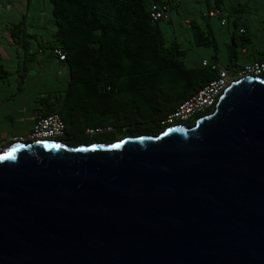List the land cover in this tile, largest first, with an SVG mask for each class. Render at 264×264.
I'll return each instance as SVG.
<instances>
[{
    "label": "water",
    "instance_id": "1",
    "mask_svg": "<svg viewBox=\"0 0 264 264\" xmlns=\"http://www.w3.org/2000/svg\"><path fill=\"white\" fill-rule=\"evenodd\" d=\"M0 264H264V76L156 134L0 148Z\"/></svg>",
    "mask_w": 264,
    "mask_h": 264
},
{
    "label": "trees",
    "instance_id": "2",
    "mask_svg": "<svg viewBox=\"0 0 264 264\" xmlns=\"http://www.w3.org/2000/svg\"><path fill=\"white\" fill-rule=\"evenodd\" d=\"M203 1L204 11L191 18L178 12L180 0H48L55 27L50 37L29 31L35 24L26 22L27 12L6 28L18 46L15 54L20 62L15 91L3 100L22 91L31 69L29 63H39L37 54L47 50L43 56L54 57L64 67L65 84L62 91L40 95L31 128L38 117L56 113L65 125L64 135L58 139L70 144L156 134L170 124L167 116L216 78L218 67L223 66L218 60L216 36L209 23H200L199 18L208 22L213 8L218 16L221 9L227 8L226 17L219 16L222 24L230 21L233 27L225 44L226 65L236 72L245 64L237 62L236 48L240 46L244 51L243 44L249 38L245 27L237 23L235 5L226 6L223 0ZM153 5L164 7L166 17L153 19ZM171 11L181 20L169 14ZM237 29L239 35L235 33ZM192 47H212L214 53L210 59H193ZM56 49L62 51L63 58ZM260 51L247 62L264 60V50ZM203 60L207 63L203 64ZM6 61L0 56V86L11 83L12 72ZM210 109L174 122L191 124L196 116ZM87 128L102 131L88 134Z\"/></svg>",
    "mask_w": 264,
    "mask_h": 264
},
{
    "label": "rangeland",
    "instance_id": "3",
    "mask_svg": "<svg viewBox=\"0 0 264 264\" xmlns=\"http://www.w3.org/2000/svg\"><path fill=\"white\" fill-rule=\"evenodd\" d=\"M7 1L8 0H0V21L10 19L13 15V12H9L11 7L8 6ZM210 1L212 2V0ZM223 2L226 6H229L230 4L235 5L237 8L236 13L239 15L237 23L245 27V35L249 38V42L243 44L244 51L240 46L236 48L237 62L243 65L250 59L260 55V50H264V0H223ZM177 8L182 17L186 16L192 18L195 14L204 11L205 3L203 0H180V5ZM30 9L28 10L29 15H27L29 17L26 19V22L33 24L30 20L33 14V9ZM225 9L227 8L221 9L220 17H226ZM37 10L41 12H39L41 24L29 27L28 29L29 31L30 28L32 31H38L44 37L48 38L55 30L51 21L50 3L48 0H38ZM212 10L214 13H210L208 22L203 18H199V22L209 23L211 26L218 42V60L224 67H227V69L231 71V67L226 65L225 56L227 55V52L225 44L230 40L229 36L233 30L232 22L229 21L222 24V18H219L216 9L213 8ZM169 14L173 15L176 20H181V18H178V16L174 14V11L169 12ZM235 33L236 35L240 34L238 29ZM0 40L4 41L5 38H1ZM12 46L13 56L10 60L6 61L7 67H9V70L12 72L10 77L11 83L10 85H1L0 100H3L4 97L11 92H14L16 88V69L17 64L20 62V58L15 54V49L16 47L18 48V46L14 44ZM33 49H38V47L34 46ZM191 49V52L194 51L191 55V58L193 59H198L199 57L210 59L211 55L214 53L212 47H192ZM46 51L47 50H45V52ZM37 58L40 60L39 63H29L31 69L22 85V91L16 93L12 99L4 101L0 107V148L21 138L16 135L26 136L28 134V131L31 128L33 109L38 106V98L40 95H43L42 93L57 89V91H62L64 87L66 72L62 64H60L54 57L45 58L41 53L37 54ZM239 70L240 69H236V71ZM9 117H13V119H10ZM3 131L5 135H3ZM22 139L27 140L26 137H23Z\"/></svg>",
    "mask_w": 264,
    "mask_h": 264
},
{
    "label": "built area",
    "instance_id": "4",
    "mask_svg": "<svg viewBox=\"0 0 264 264\" xmlns=\"http://www.w3.org/2000/svg\"><path fill=\"white\" fill-rule=\"evenodd\" d=\"M164 9V7H162ZM159 8L158 5H153L151 16L153 19L166 17L165 11ZM211 13H214L211 11ZM59 58H63V53L60 49L55 50ZM206 64V60L202 61ZM244 75H264V60H254L247 62L243 67L236 72H231L224 66L218 67V76L210 80L206 85L199 89L196 93L183 100L176 109L167 116V121L173 123L178 119H186L195 113L202 112L206 108H212L217 101L219 94L226 85L233 79ZM65 125L62 119L56 114H48L37 118L28 134L20 136L21 140L26 137L27 140L34 139H58L64 135ZM102 131V128H87L86 133L94 134Z\"/></svg>",
    "mask_w": 264,
    "mask_h": 264
},
{
    "label": "crops",
    "instance_id": "5",
    "mask_svg": "<svg viewBox=\"0 0 264 264\" xmlns=\"http://www.w3.org/2000/svg\"><path fill=\"white\" fill-rule=\"evenodd\" d=\"M27 1L28 0H15V1L8 0L7 1L8 6L11 7L9 9V12H13V15L10 17V19H4V20L0 21L1 22L0 39L5 38V40L4 41L1 40L2 43H0V56H1V58L5 59V61L7 59H9L11 56H13V46H12L13 42L9 37V31L6 29L7 26H9V24L13 20H18L20 18V15L26 11H27V14L29 15L28 10L30 8H31L30 10L33 9V14H32V17L30 19L31 22H33V24H35V25L41 24L40 18H39V12L40 11L37 10L38 0H29V2H27ZM15 5H16V7H15ZM187 21H188V19H185V22H187ZM4 27H5V29L3 30ZM53 30H54V28H53ZM30 31H32L31 28H30ZM39 53H41L43 55L46 54L45 52H39ZM0 90H1V86H0ZM4 101L5 100H0V107L2 106V103ZM9 118L13 119V117H9ZM3 135H5L4 131H3Z\"/></svg>",
    "mask_w": 264,
    "mask_h": 264
},
{
    "label": "clouds",
    "instance_id": "6",
    "mask_svg": "<svg viewBox=\"0 0 264 264\" xmlns=\"http://www.w3.org/2000/svg\"><path fill=\"white\" fill-rule=\"evenodd\" d=\"M174 123H176V122H174Z\"/></svg>",
    "mask_w": 264,
    "mask_h": 264
}]
</instances>
